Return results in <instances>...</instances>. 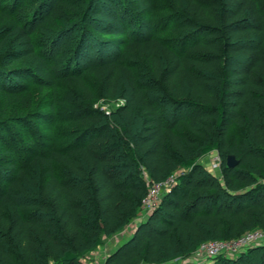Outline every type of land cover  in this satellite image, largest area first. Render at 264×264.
Segmentation results:
<instances>
[{
	"label": "trees",
	"instance_id": "16d2710c",
	"mask_svg": "<svg viewBox=\"0 0 264 264\" xmlns=\"http://www.w3.org/2000/svg\"><path fill=\"white\" fill-rule=\"evenodd\" d=\"M110 1L118 0H39L51 28L79 20L99 35L124 38L113 57L104 54L110 45L90 44L80 56L97 47L101 59L65 67L80 93V126L60 147L33 157V188L24 186L25 170L0 183V264H84L101 235L118 233L126 235L102 264H159L206 240L264 231V0H166L164 30L136 38L121 21L126 12L114 8L102 26L90 16ZM18 2L35 0H11ZM8 29L0 62L10 55L9 66L39 67L52 78V59L36 49L31 26L15 20ZM121 84L127 96H118ZM96 91L124 98L112 111L115 122L93 107ZM57 93L46 90L52 108ZM1 96L2 116L8 105L17 118L34 108L30 89L11 93L0 84ZM213 148L224 155L217 175L198 160ZM229 154L238 160L233 167ZM170 176L157 206L131 222L148 184ZM258 249L257 258L218 254L209 264H264V244Z\"/></svg>",
	"mask_w": 264,
	"mask_h": 264
},
{
	"label": "rangeland",
	"instance_id": "374dc122",
	"mask_svg": "<svg viewBox=\"0 0 264 264\" xmlns=\"http://www.w3.org/2000/svg\"><path fill=\"white\" fill-rule=\"evenodd\" d=\"M11 4V0H0V40L9 32V27L12 26L16 20L22 24H26L32 28V38L35 42L36 49L44 48L48 59H52L53 77H49L41 71L38 67L31 71L32 68L26 70L20 65L9 66L6 60L12 58L10 55L4 56L0 62V84L3 89L11 93L24 92L25 89H30L34 93L35 103L34 108L24 111L20 117L18 114L12 112L11 107H8L4 116V99L0 97V183L6 185L17 170H25L28 173V180L24 181V186L28 189L33 188V184L38 175V164L32 163V159L36 155H45L54 148L60 147L64 142L71 139L75 133L73 129H77L80 118V109L78 107V98L80 97L79 90L74 85L73 80L66 76V69L68 63L71 62V67H78L83 65L86 60L93 62L101 59L96 49L101 45L105 46V55H112L117 53L122 47L120 40L124 38L122 34L115 36H102L95 33V30L89 29L85 23L76 20L68 23L66 28L62 31L49 27L44 13H39V0H35L31 4ZM117 8L119 12H126L121 14V21L126 18L127 24L130 25L129 30L135 28L136 32L131 35L136 38L140 35H148L156 33L159 30H164V22H160V17L167 15L168 10L166 0H118L116 2L102 4L92 10L90 16L100 23L102 26L107 20V15L111 14ZM126 9V11H125ZM136 14L137 16H135ZM37 16V17H36ZM31 20V23L29 22ZM98 23V24H99ZM141 23V24H140ZM83 24V25H82ZM135 25H138L135 27ZM140 25V26H139ZM112 41L114 42L112 44ZM1 42V41H0ZM105 42V43H104ZM99 43V44H98ZM110 43V44H109ZM79 49H77L78 45ZM95 45L96 48L87 52L86 57L80 56L83 50H88L86 46ZM93 45V46H94ZM99 45V46H100ZM83 46V48L81 47ZM81 48V49H80ZM86 48V49H85ZM9 48L7 49V51ZM111 52V53H109ZM93 90L97 84H90ZM56 87L57 102L54 107H50L49 100L45 99L46 90ZM128 89L125 84H121V90L118 96H127ZM123 97L116 99H106L100 97L96 91L94 97L91 99L93 107L102 111L107 119L115 122L118 118L117 114L112 113L124 101ZM13 108V107H12ZM17 107H14V109ZM14 116V117H13ZM217 153L220 160L224 155L218 148H213L202 158L198 160L206 166L213 154ZM184 169H177V173ZM26 189V190H27ZM160 196L166 191V187H161L159 190ZM28 193L22 198H27ZM29 195V194H28ZM28 200L22 199V202ZM148 213L147 209H140L137 214L139 217H144ZM128 227V225H127ZM128 230V229H127ZM126 234H115L112 236L101 235V245H99L93 252L84 256V264H102L107 253L111 251L116 243L124 238ZM123 241V239L121 240ZM264 244V236L260 239L254 240L248 244L235 246V249H229L228 252L220 253L226 257H237L246 252L257 258L259 254V247ZM233 246V245H232ZM202 256V255H201ZM215 259L214 257H199L193 253L177 257L165 263L159 264H209ZM48 264H54L50 261Z\"/></svg>",
	"mask_w": 264,
	"mask_h": 264
},
{
	"label": "built area",
	"instance_id": "2783aa9c",
	"mask_svg": "<svg viewBox=\"0 0 264 264\" xmlns=\"http://www.w3.org/2000/svg\"><path fill=\"white\" fill-rule=\"evenodd\" d=\"M220 163L221 160L217 153L213 154L212 158L206 164V169L212 174H219L220 173ZM173 176L168 177L164 181L161 182H153L148 184L147 191L142 198V206L141 208L147 209L149 212L154 207L157 206L159 199H160V188L168 187L170 184L174 182ZM261 182L264 183V177L261 179ZM264 236V231L261 229H252L245 232L239 238L235 240L223 241L217 239H210L209 241L206 240L199 244V246L195 250V254L199 257H214L220 253L228 252L229 249H235V246H240L244 244H248L253 242L254 240L260 239ZM233 245V246H232ZM202 255V256H201ZM143 264V263H142ZM144 264H154V263H144Z\"/></svg>",
	"mask_w": 264,
	"mask_h": 264
},
{
	"label": "water",
	"instance_id": "95a60500",
	"mask_svg": "<svg viewBox=\"0 0 264 264\" xmlns=\"http://www.w3.org/2000/svg\"><path fill=\"white\" fill-rule=\"evenodd\" d=\"M226 166L233 167L238 163V160L235 158L233 154H229L226 157Z\"/></svg>",
	"mask_w": 264,
	"mask_h": 264
},
{
	"label": "crops",
	"instance_id": "0c3cea01",
	"mask_svg": "<svg viewBox=\"0 0 264 264\" xmlns=\"http://www.w3.org/2000/svg\"><path fill=\"white\" fill-rule=\"evenodd\" d=\"M141 218H142V217H139V216H138V217L134 218L131 222H134V223H135V222H137V221H138L139 219H141ZM131 222H130V223H131ZM122 239H123V238H122ZM122 239H121V240H122ZM121 240H120V241H121ZM120 241H118V242L116 243V245L114 246V248L118 245V243H120ZM114 248H113V249H114ZM92 252H93V251H92ZM109 252H111V251H109ZM109 252H108V253H109ZM90 253H91V252H90ZM108 253H107V254H108Z\"/></svg>",
	"mask_w": 264,
	"mask_h": 264
}]
</instances>
